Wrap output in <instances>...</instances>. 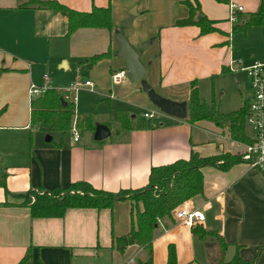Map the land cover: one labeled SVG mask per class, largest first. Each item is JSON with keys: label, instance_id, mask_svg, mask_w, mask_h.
Wrapping results in <instances>:
<instances>
[{"label": "crops", "instance_id": "crops-1", "mask_svg": "<svg viewBox=\"0 0 264 264\" xmlns=\"http://www.w3.org/2000/svg\"><path fill=\"white\" fill-rule=\"evenodd\" d=\"M27 1L0 0V182H5L0 184V203L6 202L0 205V264H19L28 251L30 264H144L150 258L148 248L137 243L123 248L115 241L133 227L131 200L101 210L70 208L63 216L33 217L25 195L77 181L113 192L138 189L148 184L152 167L188 159L192 151L201 157L241 153L247 142L211 120L192 123L164 114L157 121L134 123V111H150L152 103L140 82H113L112 73L125 65L115 54L117 34L140 53L147 71L151 66L148 82L159 94L189 104L193 83L200 94L210 81L228 113L244 108L251 92L247 75L231 72L229 61H264V23L245 30L234 27L264 7V0H188L213 21L216 31L206 34L198 25H176L189 16L185 0H52L79 13L111 9V28L84 26L71 34L66 11L21 7ZM231 2L243 7L236 11V21L231 19ZM134 8L137 13L125 25ZM146 41L156 44L152 52L139 50ZM109 51V56L89 63V58ZM81 71H88L95 90H82L74 104L82 123L79 140L43 124L31 128V103L38 97L31 98V85L64 91L83 79ZM66 74L70 82L65 89L57 79ZM122 112L129 117L127 123L119 116ZM91 113H96L95 126ZM86 114L88 119L82 117ZM100 124L111 135L97 141ZM246 134L251 140L252 131ZM202 171L204 193L185 206L200 211L204 220L198 224L219 232L241 258L264 264L263 172L245 162L227 169L207 165ZM171 245L177 264H217L212 257H220L218 247L209 249L192 226L161 219L152 241L155 264H168Z\"/></svg>", "mask_w": 264, "mask_h": 264}, {"label": "trees", "instance_id": "trees-1", "mask_svg": "<svg viewBox=\"0 0 264 264\" xmlns=\"http://www.w3.org/2000/svg\"><path fill=\"white\" fill-rule=\"evenodd\" d=\"M227 2L228 0H218ZM189 7V16L180 19L176 25H198L201 33L206 34L216 31L213 21L208 19L198 6L192 5L190 1H184ZM42 7L64 10L69 14V34L77 28L106 27L111 28V9L95 7L90 13H79L59 4L57 1L29 0L21 7ZM264 23V7L250 15L244 23L235 25V30H245L254 25ZM110 55V51L97 54L88 59L89 63L95 64L99 60ZM65 91V90H64ZM64 91L50 88L42 95L36 97L31 103V128L43 124L47 125L50 131L60 132L62 136L71 132L74 121V102L65 97ZM247 105L240 110L228 113H220L216 109L213 112L207 110L201 101L198 88L195 83L192 85L189 99V122L199 120H211L220 127L226 128L232 137L241 142H249L246 134ZM123 123L129 121L124 112ZM125 120V121H124ZM78 126L81 122L77 120ZM243 162L242 156L229 152L215 156L201 157L199 153L192 151L188 159H179L173 163L152 167L149 182L146 186L138 189H122L118 192L97 189L86 181H77L67 187H57L51 191L38 192L31 190L25 195L24 204L29 206L33 217H55L63 216L70 208H112L117 201L131 200L135 204V216L131 231L122 237L115 239L118 246L126 248L131 244H139L150 251V258L144 264H155L152 259V241L155 231L161 219L170 218L178 222L176 212L183 208L190 200H193L204 193V174L202 168L207 165L218 166L223 169L229 168L235 163ZM5 186V182L1 181ZM143 204V209L140 208ZM6 204L5 203H0ZM195 235L206 241L207 247L211 249L217 246L220 257L213 261L217 264H256V259L247 260L239 256L238 252L233 261H226L229 244L219 232L208 230L201 224L192 226ZM30 251L19 264H30ZM168 264H177L176 250L173 245L169 247Z\"/></svg>", "mask_w": 264, "mask_h": 264}, {"label": "built area", "instance_id": "built-area-1", "mask_svg": "<svg viewBox=\"0 0 264 264\" xmlns=\"http://www.w3.org/2000/svg\"><path fill=\"white\" fill-rule=\"evenodd\" d=\"M231 19L236 21V11H242L243 7L233 2L230 3ZM231 72H244L249 78L250 94L246 98L245 106L247 105L246 125L252 131V138L245 143L243 151L240 153L243 162L249 167L259 168L264 174V61H255L252 64H245L242 59L233 58L228 63ZM128 71L124 68L116 70L112 73V80L115 84H121L126 80ZM48 79V75H45ZM48 86L39 87L35 84L31 85V98L42 95ZM88 89L95 90V83L91 79L78 80L74 82L68 89L64 91L65 97L75 103L78 101L79 93ZM159 114L156 110H150L144 113L146 118H155ZM74 140L80 138V130L75 117L72 128ZM176 216L182 223L193 226L204 220V215L198 210H190L186 206L176 212ZM132 263V261L130 262Z\"/></svg>", "mask_w": 264, "mask_h": 264}, {"label": "water", "instance_id": "water-1", "mask_svg": "<svg viewBox=\"0 0 264 264\" xmlns=\"http://www.w3.org/2000/svg\"><path fill=\"white\" fill-rule=\"evenodd\" d=\"M137 13L136 8L131 11V17L126 21L125 25H130L132 21V16ZM117 41L119 43V49L115 53L117 57L123 58L125 60L124 69L128 71L127 77L132 82H140L143 90L148 94L149 99L152 104L158 107L163 113L171 117H176L178 119H187L189 112V104L187 101H176L159 94L144 76L147 72V65L141 61L140 53L133 47L128 39L123 36V34H117ZM153 41V40H151ZM149 43L144 46L147 47ZM111 135V129L104 124H100L96 127L94 134L95 140L102 141ZM49 137L48 140H50ZM236 254V246L231 245L228 249V254L226 261L230 263L233 261Z\"/></svg>", "mask_w": 264, "mask_h": 264}, {"label": "rangeland", "instance_id": "rangeland-1", "mask_svg": "<svg viewBox=\"0 0 264 264\" xmlns=\"http://www.w3.org/2000/svg\"><path fill=\"white\" fill-rule=\"evenodd\" d=\"M146 43H149V41H146V42H144V43H142V45L139 47V50H149L150 52H152V50L151 49H153L154 48V46H156V44H154V45H152V43H150L149 44V46L148 47H145L144 45L146 44ZM153 56H156V54H154ZM56 63V62H55ZM62 64V63H61ZM43 71V70H42ZM74 74L73 72H70L69 74ZM67 75L68 74H66V75H63V76H61V77H59V79H57L58 81V83L61 85V86H64L63 88H65L66 89V86L69 84V82H70V79H69V77H67ZM78 75V73L76 74V76ZM150 75H152V68H151V66H149V68H148V71H147V73L145 74V76H144V79L145 80H147L148 81V79H149V77H150ZM80 77H83V79H79V80H85V79H87V78H89V73H88V71H81V74H80ZM126 80H129V78L128 77H126ZM78 81V80H77ZM130 81V80H129ZM76 82V81H75ZM83 93H85V92H82V94ZM92 94V93H91ZM221 95H220V92L216 89V90H214V87H213V83L212 82H208L207 84H206V87H205V89H204V87H203V90H201V93H200V98H201V101L205 104V106H206V108H207V110H209L210 112H213L215 109L217 110V111H219L220 113H223L224 111H223V109H224V106H223V104H221V102H220V97ZM97 102V101H96ZM96 102H95V104H96ZM148 108H150L149 110H152V109H154V110H156V111H158L159 112V114L154 118V119H150V118H146L145 116H144V110L145 109H136L135 111H134V115H135V118H133L132 119V121H134V123H136V124H139V123H143V121L145 122H148V121H157V119L158 118H161L165 113H163L158 107H156L154 104H150V107H148ZM76 111H75V115H74V119H75V117H77V113L76 112H79V110L76 108L75 109ZM225 113V112H224ZM96 114V113H95ZM94 113H91V116L93 117V119H94V126H95V123H96V115H95ZM83 116H87V117H83ZM82 117L84 118V119H88V117H90V116H88V114H86V115H82ZM78 118V117H77ZM101 119H102V117H100ZM124 118V116H121V119H123ZM103 120V119H102ZM115 126V125H114ZM113 126V127H114ZM79 127V126H78ZM246 130H247V132L248 133H250L251 131H250V128L248 127V126H246ZM34 132H35V134L36 133H39V131L40 130H33ZM48 135H51V133L49 132V131H47L46 132ZM72 134V132H68L67 133V137H70V136H72L71 135ZM30 135V134H29ZM113 135H114V133H113ZM56 136V138L58 137V135H55ZM238 151V150H237ZM236 151V153H233V152H230L231 154H237V155H241L240 154V152H237Z\"/></svg>", "mask_w": 264, "mask_h": 264}]
</instances>
